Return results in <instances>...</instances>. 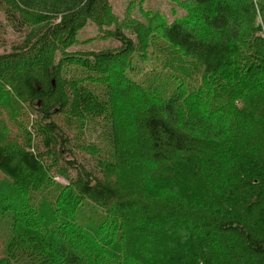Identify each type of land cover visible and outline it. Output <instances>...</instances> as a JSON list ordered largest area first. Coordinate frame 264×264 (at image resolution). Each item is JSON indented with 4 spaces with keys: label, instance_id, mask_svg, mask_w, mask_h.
Here are the masks:
<instances>
[{
    "label": "trees",
    "instance_id": "1",
    "mask_svg": "<svg viewBox=\"0 0 264 264\" xmlns=\"http://www.w3.org/2000/svg\"><path fill=\"white\" fill-rule=\"evenodd\" d=\"M112 2L0 0V264H264V4Z\"/></svg>",
    "mask_w": 264,
    "mask_h": 264
},
{
    "label": "rangeland",
    "instance_id": "2",
    "mask_svg": "<svg viewBox=\"0 0 264 264\" xmlns=\"http://www.w3.org/2000/svg\"><path fill=\"white\" fill-rule=\"evenodd\" d=\"M113 4V10L119 15L128 14L130 16H135L138 18H141V20L145 19V16L142 12V9L153 8L155 11H161L162 13H165V15L169 21H173L174 17H178L181 14H183V9L180 7L176 0H112ZM261 4H264V0H257ZM140 7L142 9H140ZM6 40L8 43L4 44V41L1 40L0 42V50L9 49L11 43L19 42L20 40V33L17 32L15 29L14 35L12 34V30L9 29L8 33L6 34ZM21 42V41H20ZM106 44H114V41L106 42ZM105 44V46H106ZM98 47V46H97ZM61 181H66L65 178L59 177L58 178ZM78 220L81 222V224L84 223V221L79 216ZM5 227L0 225V236L2 233H4Z\"/></svg>",
    "mask_w": 264,
    "mask_h": 264
}]
</instances>
